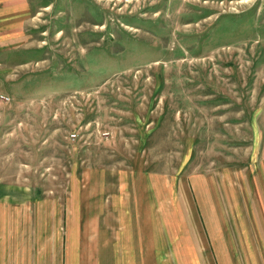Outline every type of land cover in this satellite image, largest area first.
Instances as JSON below:
<instances>
[{"label": "rangeland", "instance_id": "rangeland-1", "mask_svg": "<svg viewBox=\"0 0 264 264\" xmlns=\"http://www.w3.org/2000/svg\"><path fill=\"white\" fill-rule=\"evenodd\" d=\"M22 3L0 37V244L43 203L64 228L105 186L212 200L234 231L264 213V0ZM255 233L247 263L264 264Z\"/></svg>", "mask_w": 264, "mask_h": 264}, {"label": "crops", "instance_id": "crops-1", "mask_svg": "<svg viewBox=\"0 0 264 264\" xmlns=\"http://www.w3.org/2000/svg\"><path fill=\"white\" fill-rule=\"evenodd\" d=\"M22 1L0 0V21L9 23L1 38H7L26 12ZM103 188L113 195L71 198L64 228L58 209L50 202L41 204L31 233L28 228L15 230V237L0 244V264H248L254 253L246 250L252 228L264 237V213L239 212L234 231L233 214L227 208L216 212L212 200L205 203L208 212L197 214L189 211L195 207L189 195L121 196L118 189ZM42 238L48 239L45 250H40ZM24 240L34 248H25Z\"/></svg>", "mask_w": 264, "mask_h": 264}]
</instances>
